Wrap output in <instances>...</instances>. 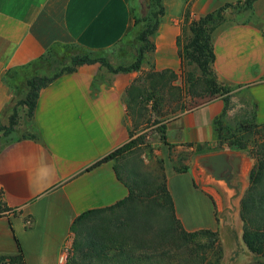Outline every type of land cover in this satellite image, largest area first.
Masks as SVG:
<instances>
[{"label":"crops","instance_id":"0c3cea01","mask_svg":"<svg viewBox=\"0 0 264 264\" xmlns=\"http://www.w3.org/2000/svg\"><path fill=\"white\" fill-rule=\"evenodd\" d=\"M238 1L163 0L166 13L153 37L154 70L170 69L181 78L177 41L188 11L194 20ZM134 3L139 1L0 0V125H10L17 100L3 80L8 69L39 58L55 42L100 52L114 48L135 28ZM227 12L228 20L212 34L214 68L231 89L228 115L238 108L239 113L252 114L251 121L261 128L264 0L254 2L250 21L235 8ZM138 74L112 73L100 63L81 65L41 90L33 120L35 137L0 142V259L22 250L26 264H59L80 216L116 207L130 195L116 161L92 166L132 139L135 109L128 89ZM224 107L221 96L165 121L161 154L166 185L177 218L190 232L217 229V210L226 208L218 188H227L229 202L248 176L241 172L249 168L233 154L236 151L228 145L215 149L214 122ZM217 153L226 160V177L221 179L210 173ZM242 184L249 186L247 180Z\"/></svg>","mask_w":264,"mask_h":264},{"label":"rangeland","instance_id":"374dc122","mask_svg":"<svg viewBox=\"0 0 264 264\" xmlns=\"http://www.w3.org/2000/svg\"><path fill=\"white\" fill-rule=\"evenodd\" d=\"M138 1L141 4L143 2V0ZM140 12L142 15L147 13L143 4ZM242 12L247 14L246 18L249 21L255 17L253 9L239 13ZM226 16L227 21L228 12ZM133 31L114 48L104 52V56L115 67L128 66L138 60L140 49L144 44L134 37ZM70 52L71 55H74L77 50L70 49ZM66 63H70V60ZM55 67L52 59L48 67L39 73L52 75ZM187 70H194L198 75L201 73L195 64L188 67ZM154 71L156 70L153 67L152 51L148 49L136 77L139 78V81H137L135 91L131 93L132 109H135L133 134L139 143L131 154L129 153L117 161L124 180L130 184L135 196L113 209L93 214L77 224L68 264H81L101 259L117 249L126 247L146 254L170 251V258H167L162 264H198V262L206 264V260H211L213 256L210 250L205 249V246L215 237L220 241L223 250L220 264L264 263V256L251 252L245 244L243 239L244 223L240 216L241 198L248 188L244 187L242 183L247 180L250 184V171L257 163L256 153L260 143L264 141V129L256 127L252 129V133H247L246 129L236 133L237 137L245 136L247 148L233 149L236 151L233 154L240 156L242 162L247 164L249 169L241 170V172L242 174L247 173L248 176L240 183V190L229 202L228 193L225 191L227 188H218L223 197H226V208L217 210L219 224L218 228L213 230L217 232L216 236L208 237L203 234L194 237L182 236L176 222L172 219L168 198L156 193L159 185L164 184V159L161 149L166 141L164 137L165 121L182 112L183 104L200 105L221 96L223 98L230 97L231 108V89L220 81L215 71L219 87L229 91L214 95L208 92L202 83L195 89L196 96L191 98L186 93L187 86L183 72L181 78L178 75L175 77V72L171 71L166 73L165 78H159L152 75ZM181 88H183V92H181ZM152 92L154 96L150 99ZM237 109L231 117L227 115L228 123L233 130L241 127L242 123L248 125L251 122L253 124L252 114L239 113ZM18 110L15 136L32 134L34 128L27 114V108L19 106ZM3 136V134L0 135V142H6L11 138ZM227 145L217 142L215 149L217 151L225 150ZM210 173L212 176L214 175L213 170ZM224 186L227 187V185ZM198 206L200 210L206 212L202 203H199ZM204 220L209 221L207 215ZM156 264H161V262Z\"/></svg>","mask_w":264,"mask_h":264},{"label":"trees","instance_id":"16d2710c","mask_svg":"<svg viewBox=\"0 0 264 264\" xmlns=\"http://www.w3.org/2000/svg\"><path fill=\"white\" fill-rule=\"evenodd\" d=\"M255 1L256 0H239L236 4L227 3L213 12L201 16L197 20H190V12H187L186 25L182 34L178 37L177 43L179 47V54L182 59V70L185 74V82L187 86L186 93L191 98L196 96L195 89L197 86L202 85V83H204L207 91L214 95L222 94L223 92L227 93L229 91L226 88H220L217 82V76L214 70L216 55L214 51L212 34L226 21V14L230 8H235L239 12L253 9ZM142 4L147 12L146 15H142L140 12V9H142ZM142 4L140 2L134 4L135 28L133 35L138 41L144 44V46H142L140 49L138 60L131 65H121L115 67L107 59V57L104 56L103 51L100 52L90 50L75 43L64 44L55 42L39 58L32 60L25 65L15 66L7 70L3 80L12 90H14L17 100L13 113L10 117V125H0V131L4 133V136L11 137L7 139L6 142L21 137H35L36 130L33 120L38 99L40 97V92L43 88L53 83L57 78L64 75L65 73L75 72L81 65L95 63H100L112 73L132 72L139 71L141 69L146 50L149 49L152 52L155 50L153 37L160 23L162 22L164 14L166 13V7L163 0H151L150 5L147 4L146 0H143ZM70 49L77 50V53L71 55ZM52 59L54 60V64L56 66L54 73L52 75H41L39 72L46 69L48 64L51 63ZM68 60H70V63H66ZM193 64L197 65L201 72L200 75L196 74V71L194 70H187L188 67H191ZM168 71L174 73V71L166 69L163 71H154L152 75L159 78H165V75ZM174 76L177 77V74L174 73ZM138 79L139 78H136L128 89V94L130 95L131 99V93L135 91V86L137 81H139ZM181 92H183V88H181ZM153 96L154 95L152 92L150 99L153 98ZM224 102L225 107L214 122L216 128V140L219 143L228 144L231 149H246L247 142H245V136L243 135L237 137L236 133L241 132L242 129H246L247 133H252V129L256 127L258 128L259 126L254 123L252 124L251 122L248 125L242 123L241 127L233 130L227 121V115L230 109V97H225ZM200 105L194 106L198 107ZM19 106H25L27 108V114L33 123L34 131L32 134L18 137L15 136V133L18 123ZM194 106L192 104H183L181 111L183 112L193 109L195 108ZM261 128L264 129V126ZM131 136L132 139L128 143L116 149L92 167H96L97 165L106 161H116V171L118 172L119 177L123 180L124 178L121 174L117 161L129 153L131 154L134 150V147L139 143L136 138H134L133 133ZM164 137L166 139L165 130ZM256 155L257 163L250 172V184L241 198L240 216L244 223L243 239L245 244L251 252L264 256V141L260 143ZM176 169L178 171H185L188 170V167L182 169L176 166ZM163 179L164 184L159 185L156 193L158 195H165L168 198L169 210L172 212V219L174 222H176L182 236L194 237L201 234L208 237L216 236L217 232L210 229H201L190 232L184 228L176 216L174 201L166 185L165 174H163ZM126 183L130 189V195L121 203L135 196L130 184L127 181ZM105 211L107 210H101L99 212ZM91 213L95 212L90 211L80 216L75 222L74 230L77 224H79L85 218L91 216ZM205 249L210 250L213 258H215V260H213V258L211 260L207 259L206 264H220V260L223 256V250L220 245V241L217 240V237L213 238L211 242L205 246ZM170 255L171 252L168 250L158 253L146 254L133 251V249L126 247L117 249L113 253L107 254L104 258L81 264H156L158 262H161L162 264L167 260V258H170ZM0 264H26L25 256L21 250L20 253L15 257L0 259ZM198 264H205V262H198Z\"/></svg>","mask_w":264,"mask_h":264},{"label":"water","instance_id":"95a60500","mask_svg":"<svg viewBox=\"0 0 264 264\" xmlns=\"http://www.w3.org/2000/svg\"><path fill=\"white\" fill-rule=\"evenodd\" d=\"M147 4H151V0H146ZM213 162L215 163L214 175L217 179L224 178L223 176L226 160L224 159L222 154L214 155ZM228 179V178H227Z\"/></svg>","mask_w":264,"mask_h":264},{"label":"built area","instance_id":"2783aa9c","mask_svg":"<svg viewBox=\"0 0 264 264\" xmlns=\"http://www.w3.org/2000/svg\"><path fill=\"white\" fill-rule=\"evenodd\" d=\"M0 213H4V212H2V210L0 209ZM70 249H71V246H68V245L63 249L59 257V264H68Z\"/></svg>","mask_w":264,"mask_h":264}]
</instances>
